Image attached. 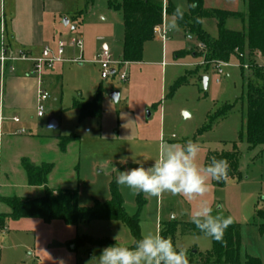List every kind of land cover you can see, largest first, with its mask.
<instances>
[{"label":"rangeland","instance_id":"rangeland-1","mask_svg":"<svg viewBox=\"0 0 264 264\" xmlns=\"http://www.w3.org/2000/svg\"><path fill=\"white\" fill-rule=\"evenodd\" d=\"M65 1L72 14L82 15L78 28L72 30L71 24L62 40H83L89 60L107 44L113 60L120 61L123 25L116 18L118 13L108 10L107 0H95L92 8H86L87 0ZM171 1L174 6L183 4L187 10V0ZM204 8L247 13L246 0H204ZM202 25L212 39L218 37L215 19H205ZM226 28L241 30L242 23L231 19ZM157 39L145 43L142 62L127 67V82L117 78L102 80L100 67L91 62L65 63L56 68L61 83L48 86L50 98L45 116L38 118L32 113V124L24 127V134L35 137L32 145L18 143L3 149L15 194L27 198L41 196L40 189L29 188L25 174L13 165L16 154L32 152V161L54 164L49 188L77 190L79 205L90 208L96 201L110 200L114 182L126 213L138 217L140 238L147 232L161 234L165 225L174 223L176 232L173 239L169 238L174 245L186 249L189 264H208L206 256L212 250V239L181 233L182 225L191 223L187 210L195 207L196 202L170 193L159 197L134 194L126 186L117 185L115 169L138 167L134 161L150 167L161 146L185 144L189 140L200 145L201 166H206L210 153L231 152L236 146L240 152L239 174L229 177L227 182L210 181L211 191L206 198L212 202L214 213L231 216L232 224L240 226V264H245L246 256L259 258L264 264V219L259 215L264 209V147L251 149L242 136L244 85L239 61L232 57L227 65L208 62L200 57L196 40L188 39L181 30L169 32L165 45ZM179 51H186L187 56L176 60L175 53ZM68 52L69 57L79 55L77 50ZM245 60L264 63L259 54L250 57L247 51ZM99 90L101 116L83 117L76 103L91 101ZM114 91L120 93L118 102L110 98ZM229 107L231 110L224 118L212 121L215 114ZM51 120L58 123L57 128H49ZM71 134L78 135L80 141L61 152L56 138ZM122 158H127L126 162H121ZM84 238L129 247L136 243L128 226L119 220L68 225L61 220L47 223L40 219L6 218L0 226V264H97L93 257L109 245L76 246L77 240Z\"/></svg>","mask_w":264,"mask_h":264},{"label":"trees","instance_id":"trees-1","mask_svg":"<svg viewBox=\"0 0 264 264\" xmlns=\"http://www.w3.org/2000/svg\"><path fill=\"white\" fill-rule=\"evenodd\" d=\"M95 0H87L86 8ZM188 4L195 3L196 7L185 12V18L180 22V30L188 37H193L201 50V58L208 62L228 64L232 57H236L241 68L244 85L241 101L244 115L242 136L251 149L264 147V63L257 61L249 63L245 60V52L253 57L259 54L264 60V0H246L247 13L220 9L207 10L204 0H187ZM108 8L120 12L123 20L122 61L126 63H140L143 61L144 45L155 39V29L161 26L164 19L171 15L176 6L171 0H107ZM215 19L218 23L219 34L216 39L204 30L202 23H196L195 18ZM239 20L243 24L241 30L226 28L228 20ZM187 56L186 51L175 53L179 60ZM181 82V81H180ZM83 117L101 116L102 92L99 90L89 102L76 103ZM231 107L215 114L212 121L224 118ZM80 141L75 134L58 137V148L65 152L72 143ZM213 157L226 159L229 162L228 176L239 174L240 152L235 146L231 152L210 153L206 165ZM24 171L27 184L34 188H43L42 197L28 199L17 196L0 197V206L9 209L8 214L0 213V226L6 218L11 219H40L44 222L61 220L68 225H78L96 220H119L130 229L136 241L140 239L138 217H131L126 213L124 200L113 182L110 187V200L104 203L96 201L92 207L84 208L79 205L77 190H53L48 187L49 176L53 171V164H33L24 158L20 163ZM264 219V209L259 212ZM176 224L169 223L161 229V235L173 239ZM181 233L202 235L195 225L185 223ZM213 247L206 256L208 264H240L241 260V229L239 225L231 224L224 234L222 241L212 239ZM97 244L114 246V243L95 242L90 238L78 239L77 245ZM245 264H263L259 258L246 256Z\"/></svg>","mask_w":264,"mask_h":264},{"label":"crops","instance_id":"crops-1","mask_svg":"<svg viewBox=\"0 0 264 264\" xmlns=\"http://www.w3.org/2000/svg\"><path fill=\"white\" fill-rule=\"evenodd\" d=\"M94 4L95 1L88 8H92ZM108 10L112 11L109 8ZM115 13H118L116 18L118 21H122L123 25L120 12ZM81 15L82 14L77 13L72 14L68 3L65 0H0V56L2 51L5 50L8 54L14 57H17L20 52L27 57L25 60L7 62L4 65L0 61V197H19L15 194L12 178L6 168V159L3 153L4 146L6 145L8 148H11L18 143L32 145V140H34L32 139L33 136H27L24 134V127L32 124V113H36L37 116L36 97L38 80L31 75V72L33 71V60L40 58L46 47H49L53 53H56L58 43L63 41L61 36L63 33H68L67 29L70 28L71 24H73L72 30L78 28L77 23H79ZM65 19L68 20L67 25L63 24ZM102 20L107 21L105 18H102ZM157 38L158 37H155V40H158ZM188 39H192V37ZM98 40L101 41L102 39L98 38ZM84 46L83 41L82 51L78 48L67 47L63 56L65 61L56 64L51 70L44 71L42 79L44 89L48 91V86L50 84L56 86L60 85L61 76L55 72L56 68L65 63H72L73 59L79 57H82L86 62L93 63L94 59L105 49H107L112 55L109 46L104 44L103 49L101 51L98 50L95 54L93 53L91 60H89L85 57ZM69 49H71L73 53L77 50L79 55L69 57ZM15 118H18L19 122H15ZM56 124L57 126L55 128L58 127L57 122ZM49 128L51 127L49 126ZM56 144L58 146V137L56 138ZM29 157H32V152L18 153L14 157L13 165H17L24 173L20 167L21 160L24 158L29 159L37 166L44 163L52 164L42 162L41 160H36L35 162ZM29 188L40 189L41 196L39 197H42L44 193L43 188H34L30 186ZM0 213L8 214L9 209L0 206Z\"/></svg>","mask_w":264,"mask_h":264},{"label":"clouds","instance_id":"clouds-1","mask_svg":"<svg viewBox=\"0 0 264 264\" xmlns=\"http://www.w3.org/2000/svg\"><path fill=\"white\" fill-rule=\"evenodd\" d=\"M195 7V3L187 5L188 9ZM185 12L183 4L176 5L164 21L165 30L179 31ZM195 22L203 23V18L196 17ZM199 153L200 145L191 140L166 148L161 146L158 157L150 167L146 168L142 162L134 161L138 167L126 171L115 169L118 172L116 183L126 186L134 194L159 197L162 193H170L188 202L195 201V207L187 210L190 222L203 236L220 242L225 230L233 223V218L225 217L221 212L214 213L212 202L206 196L211 191L210 181L229 180L230 165L226 159L213 157L206 166H201L198 162ZM126 159L122 158L121 162H126ZM93 259L97 264H189L186 249L174 245L171 238H165L159 232L143 233L133 247L117 244L105 247Z\"/></svg>","mask_w":264,"mask_h":264},{"label":"built area","instance_id":"built-area-1","mask_svg":"<svg viewBox=\"0 0 264 264\" xmlns=\"http://www.w3.org/2000/svg\"><path fill=\"white\" fill-rule=\"evenodd\" d=\"M168 34L169 32L166 31L164 28V22L161 26L155 29L156 37H158L164 45L168 40ZM67 47L78 48L80 51H82L83 41L81 39H72L68 42L60 41L58 43L56 53H53V51L49 47H46L42 53V56L38 59L33 60V71L31 72V75L38 80L36 112L39 118H42L44 116L45 105L48 99L50 98L49 92L43 87L42 79H43L44 71L51 70L55 67L56 64L65 61L63 56L65 53V49ZM25 59H27V57L22 52H20L17 57H14L8 54L5 50H3L0 56V61L2 62L3 65L7 62H14L17 60H25ZM72 62L84 63L86 61L82 57H79L77 59H73ZM93 63L99 65L102 80L117 78L119 82H127L129 79V75L126 69L130 63L123 62L122 60L114 61L111 53L107 49L103 50L94 59ZM218 64H224V63H218ZM14 121L19 122V119L15 118Z\"/></svg>","mask_w":264,"mask_h":264},{"label":"water","instance_id":"water-1","mask_svg":"<svg viewBox=\"0 0 264 264\" xmlns=\"http://www.w3.org/2000/svg\"><path fill=\"white\" fill-rule=\"evenodd\" d=\"M63 24H64V25H67V24H68V20L65 19V21H63ZM207 82H208V77L205 76V77L203 78V83H204V86H205V87H206V85H207ZM119 96H120V93H119L118 91H114V92H112V93L110 94V98H111L113 101H115V102H118V100H119ZM49 126H50L51 128H55V127L57 126V124H56L55 121H51Z\"/></svg>","mask_w":264,"mask_h":264}]
</instances>
